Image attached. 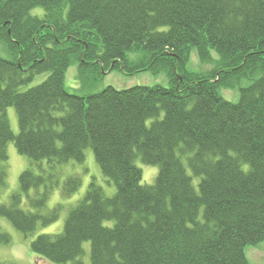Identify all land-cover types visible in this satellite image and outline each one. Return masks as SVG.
I'll use <instances>...</instances> for the list:
<instances>
[{"label":"trees","instance_id":"16d2710c","mask_svg":"<svg viewBox=\"0 0 264 264\" xmlns=\"http://www.w3.org/2000/svg\"><path fill=\"white\" fill-rule=\"evenodd\" d=\"M193 47L205 63L219 54L213 71L187 69ZM76 62L83 77L165 71L170 83L79 94L65 82ZM237 85L238 102L219 92ZM11 141L49 169L92 148L116 186L108 196L91 181L63 231L31 241L34 253L84 264L90 241L91 264H253L246 247L264 240V0H0V161ZM138 158L158 165L154 184H142ZM51 178L23 170L0 216L25 235L57 221L64 206L46 210ZM81 182L69 175L62 194ZM10 240L0 231V243Z\"/></svg>","mask_w":264,"mask_h":264},{"label":"rangeland","instance_id":"374dc122","mask_svg":"<svg viewBox=\"0 0 264 264\" xmlns=\"http://www.w3.org/2000/svg\"><path fill=\"white\" fill-rule=\"evenodd\" d=\"M43 12L44 10L42 7H36L32 10V14L42 15ZM210 54L212 60L207 63L202 62L197 47H193L187 63V69L198 73H209L210 71H213L216 66L215 61L219 59V54L214 50H211ZM48 75L49 72L37 74L29 84L21 86L20 89L26 90L31 86H35L44 81ZM65 82L71 91L79 94L98 92L110 85L119 89H124L135 85H169L170 83L169 77L165 71L153 73L152 71L144 70L134 74H127L120 69L115 68L112 71L102 74V76L97 79H93L90 72H87L83 77L80 76L79 65L77 62L68 68ZM248 84H250V81L247 79H242L240 81V87ZM240 87L239 85L235 87L220 86L219 92L224 98L233 102H238L240 99ZM7 115L14 132L18 133L19 124L16 109L13 106L8 107ZM161 115L163 116V113ZM149 122H151V119ZM7 152L8 159L6 161H0V164H3L7 171L6 185L0 187V204L10 202L11 194L20 190L19 176L21 172L27 168H32L36 173L44 174L47 178L50 175H53V178L47 180V184L52 183L53 188L50 190L46 210L52 209L59 203L64 207L62 208L60 217L57 221L46 226L40 225L38 229L30 235H25L18 230L9 219L0 216V231L8 233L11 238L8 243H0V263L59 264L34 253L31 248V241L40 233L56 234L62 232L69 210L77 205V203L85 196L91 181H94L97 185L101 186L108 196L115 194L116 186L104 175L95 159L92 148L86 149V158L83 162L71 160L68 163L56 165L54 169H49L47 159H43L38 163L30 159L27 155L19 153L12 141L8 143ZM183 161L187 172L193 178L195 188L198 189L200 176H195L193 174L185 158H183ZM136 164L141 167L143 171L142 184H154L159 172L158 165L146 164L141 158L136 160ZM244 167L247 168V165H244ZM72 174L81 177V185L71 196H64L62 194L64 181ZM34 193L35 189H32L29 194L34 195ZM26 201L27 198L24 197V202L26 203ZM23 206L27 208V206ZM104 223L106 225H113V221H105ZM83 248L84 252L81 259L84 264H91V242L85 241ZM246 254L253 264H264V240L257 245L247 246ZM62 264L73 263L67 262Z\"/></svg>","mask_w":264,"mask_h":264}]
</instances>
